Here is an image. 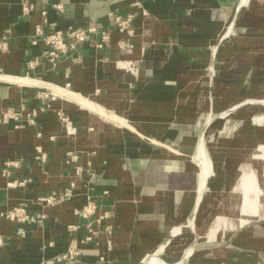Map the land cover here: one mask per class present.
Returning <instances> with one entry per match:
<instances>
[{
	"label": "crops",
	"instance_id": "crops-1",
	"mask_svg": "<svg viewBox=\"0 0 264 264\" xmlns=\"http://www.w3.org/2000/svg\"><path fill=\"white\" fill-rule=\"evenodd\" d=\"M239 1L0 0V115H16L0 120V211L23 205L46 215L42 226L0 216V264H141L174 225L194 216L200 200L192 160L205 113L237 106L209 125L222 143L261 106L248 100H259L264 82V0H250L237 15ZM116 16L130 18L124 30ZM94 23L109 34L104 47L95 46L98 34L75 44L64 35L68 48L54 60L51 46L34 36L37 25L49 35ZM120 61L135 62L137 74ZM70 154L76 160L67 163ZM8 160L18 165L3 177ZM71 182L68 200L35 205ZM88 195L96 209L82 219L74 209ZM214 247L217 264L225 256L261 264L264 220ZM69 249L78 255L55 259Z\"/></svg>",
	"mask_w": 264,
	"mask_h": 264
},
{
	"label": "rangeland",
	"instance_id": "rangeland-1",
	"mask_svg": "<svg viewBox=\"0 0 264 264\" xmlns=\"http://www.w3.org/2000/svg\"><path fill=\"white\" fill-rule=\"evenodd\" d=\"M249 1L250 0H243L242 2L241 0L239 1L238 5H240V3L241 5L239 9L236 10L237 15L245 9ZM259 10L260 9H258V11ZM261 72V76L264 77V64ZM259 92V100L251 99L248 100V102L259 103L261 106H257L255 108L251 107V112L245 114L246 121L244 122V125L239 127V129L234 133V136L232 134V139L224 140L220 143L221 141L216 138L215 132H209L210 141L206 145L209 152L211 151L210 154H212L213 174L210 177L209 189L198 199L200 201H198L199 203L194 214L195 224L199 227L197 241L201 248L199 251L188 253V255L184 257V261H176L177 258L175 257L178 252L185 250V248L190 247L193 243V241H190L191 239H188L190 243L184 247L176 244L172 245L170 242L168 243V241H171L174 237L175 240L178 239L181 234L183 235L190 228L186 226L184 227V225L182 226L183 222L181 221L186 218L182 219L179 222L180 224L178 223L173 226L168 235L166 234L167 236L164 238L165 242L163 241L158 248L150 254V258L152 259L159 251H161L160 259L158 258V264H164L166 260L162 259L163 257L161 256V253L165 251V254L163 255L165 257L173 250H179L181 248L182 249L174 255L172 264H217L215 256H218L220 253L215 250L217 248L212 249L213 246L220 245L228 239L229 236L231 237L238 229H240L239 207L241 206L240 202L242 191L239 184L245 170H253L255 174V185L258 189L257 193L261 196L262 203L264 204V125H255L252 119L258 115H264V82H262ZM236 107L237 106L235 105L233 108L231 107L218 113L212 111V116L215 118L213 119L214 122L221 121L225 117L232 115L230 113L235 110ZM209 115L210 114H208V116ZM220 115H222V117H220ZM263 208L264 206L262 205L260 212H263ZM221 214H223L227 220V226H223L224 228L222 227L218 229L215 233L214 239L212 240L210 239V236L212 231L215 230L213 228H215L216 218ZM246 223L247 222L241 225L244 226ZM250 223H252V221L248 222V224ZM217 259L219 260L218 264L230 263H228L226 256L222 259ZM141 264H143V260ZM230 264H232V262ZM261 264H264V259H262Z\"/></svg>",
	"mask_w": 264,
	"mask_h": 264
},
{
	"label": "built area",
	"instance_id": "built-area-1",
	"mask_svg": "<svg viewBox=\"0 0 264 264\" xmlns=\"http://www.w3.org/2000/svg\"><path fill=\"white\" fill-rule=\"evenodd\" d=\"M29 5L26 4V2L23 4V10L25 12L28 11L29 9ZM115 22L117 23V26L120 28V30H124L126 28V26L128 25L130 18H123L121 16H116L114 18ZM94 35V34H98L99 35V40L98 42L95 44V46L97 48H102L104 47L108 40H109V34L107 31L103 30L100 26V23H94L91 24L86 30H71L69 32H67L66 34H63L61 32H54L52 34L49 35H44L43 29L40 25H37L35 27V38H41L45 44L50 45L51 46V50L48 52L49 56L51 57L52 60H54L57 55L58 52H65L66 49L68 48L67 43L65 42V36L67 37H71L73 39V44L80 42L86 38H90V35ZM65 35V36H64ZM36 41L33 40V43H35ZM71 44V47L72 45ZM0 47L1 48H5L6 47V41L3 40L0 42ZM119 66L136 75L138 72V67L137 64L135 62L132 61H120L119 62ZM16 117V115L12 112H4L0 115V120H6L10 117ZM61 121L64 125V129L66 134L72 136L75 134V129L72 127V125L70 124L69 120L62 116ZM45 153H40L39 156H36L37 159L41 160L42 162L45 161ZM76 160V155L75 154H70L68 160H66V162H72ZM18 165V161L14 160V161H5L3 163V166L1 168V175L3 177H8L10 174V170L9 168L11 166H17ZM24 184V181H7L6 185L8 187L11 186H21ZM74 187V183H70V185L68 187H66L63 192H56V191H51L50 193H47L45 195H40L38 197H36L35 199V205L38 206L39 208H45L48 206H54L56 204L62 203L66 200H68L71 195H72V188ZM96 209V204L92 198V196H87L83 205L80 206L79 208L74 209V214L77 215L78 217L82 218V219H88L89 217H91ZM0 216L3 218H6L14 223H19V224H36V225H40L42 226L44 224V221L46 219V215L43 213L42 210H38V211H34L31 212L29 211L25 206L23 205H17V206H13L11 208H8L6 210H1L0 211ZM106 217V214L101 215L97 221L100 222V220L102 218ZM91 227V226H90ZM70 229H73L74 226H69ZM89 231L94 234L95 232L93 231V229L89 228ZM17 233L18 234H23L24 230L19 227L17 229ZM91 237H87V239H90ZM4 241L2 236H0V247L3 245ZM78 255V251L76 249H69L67 250L65 253L61 254L60 256H58L57 258H55L56 260H60V259H73ZM54 262V259L45 261L44 264H51Z\"/></svg>",
	"mask_w": 264,
	"mask_h": 264
},
{
	"label": "bare ground",
	"instance_id": "bare-ground-1",
	"mask_svg": "<svg viewBox=\"0 0 264 264\" xmlns=\"http://www.w3.org/2000/svg\"><path fill=\"white\" fill-rule=\"evenodd\" d=\"M242 1L243 0H241V2ZM240 5H241V3H240ZM240 5L237 6V9H239ZM231 25H232V22H231ZM229 34H230V28H228L226 30V32L224 33V37L229 36ZM214 73H215L214 68H213V66H211V68L209 69V77H211V79L213 78ZM205 114L207 117V118H205L206 121L198 131L197 150H194V151H196L194 157L191 156V158L193 157L192 161H194L196 163L197 171H198L197 174H198V187L199 188H198V192L196 193V195H197L196 197H198V199L201 197V195L205 191H207L209 189V177H211V175L213 174V161L211 158L212 154H210L211 151L209 152V149H208L206 144H208V142L210 141L209 132L212 131L211 129H209V125L212 123L214 125L217 122H214V120H213L215 118H213V116H212V114H213L212 110L211 111L209 110ZM208 114H210V115L208 116ZM220 117H222V115H220ZM217 118H219V117H217ZM252 119H253V123H255V125L256 124L259 126L264 125V115H258V116L253 117ZM255 183H256L255 182V174H254L253 170H249V169L245 170L243 172V175L241 177V181L239 184V187H241L240 189L242 191V195L240 194L241 195V202H240L241 206L239 207L240 229H243L244 227L248 226L249 221H252V223H250V224H253V223L259 222L261 220H264V210H263V212H260V209H261L262 205L264 206V204L262 203L261 196H259L257 193L258 189H257ZM194 216L181 221V222H183L182 226L184 225V227L185 226L188 228L190 227L187 232H185L183 235L181 234L179 236V238L176 240L174 237V238H172L171 241H168V243L170 242V244H172V245L176 244V245L182 246V247L189 244L190 241H193V243L190 245V247L185 248V250H183L181 252H178V251L181 250L182 248L179 250H173L170 254H167L165 257L163 256L165 254V251L163 253H161V256L163 257L162 259H166L164 264H172V261L174 259V255L177 252H178V254L175 257V258H177L176 261H184L185 260L184 257L186 255H188V253H190V252L193 253V251L194 252L199 251V249L201 248V246L198 244V241H197V239H198L197 236L199 235V227L195 224V217ZM216 219L217 220H216L215 228H213L215 230L212 231L211 236H210V239H212V240L214 239L216 231L218 229L222 228L223 226L226 227L227 223H228L223 214L218 215ZM245 222H247L246 225L242 226ZM229 224H230V222H229ZM240 229H238V230H240ZM184 230H185V228H184ZM178 231H179V229H178ZM168 233H167V235H168ZM188 239H191V240L189 241ZM168 243H167V245H168ZM167 248H166V250H167ZM215 248H218V247H214L212 249H215ZM160 252L161 251H159L157 253V255L152 259L150 258V254L152 253L151 252L149 255H147L143 259V264H158V258L160 259Z\"/></svg>",
	"mask_w": 264,
	"mask_h": 264
}]
</instances>
